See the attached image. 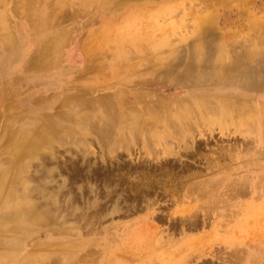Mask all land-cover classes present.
<instances>
[{
  "label": "rangeland",
  "instance_id": "obj_1",
  "mask_svg": "<svg viewBox=\"0 0 264 264\" xmlns=\"http://www.w3.org/2000/svg\"><path fill=\"white\" fill-rule=\"evenodd\" d=\"M197 83L251 96L188 118L191 133L141 122L105 145L72 126L61 144L10 150L65 97L176 108ZM11 189L29 196L22 224L2 217ZM72 250L71 264H264V0H0V261Z\"/></svg>",
  "mask_w": 264,
  "mask_h": 264
},
{
  "label": "bare ground",
  "instance_id": "obj_2",
  "mask_svg": "<svg viewBox=\"0 0 264 264\" xmlns=\"http://www.w3.org/2000/svg\"><path fill=\"white\" fill-rule=\"evenodd\" d=\"M49 64H50L49 61H43L39 63V66L45 67ZM201 85L202 84L197 83L196 92L186 96L185 98L179 99V101H176L175 103L176 108H172L173 105L165 97H159L154 99L147 98L146 100L141 101V103L139 102L142 105V108L136 107L135 104H137V99H135L136 101L133 100L134 101L133 104H130L126 99L122 100L119 99L118 97H113L114 95H112V93L95 99L87 96L86 93H78L77 95L75 94L65 97L59 103V108L57 111L53 113L50 112L46 114L45 113L37 114L39 115L38 118L40 120H44L46 122V125L40 126V128L32 130L31 132L20 131L17 133L16 132L17 130H14L15 132L12 131L14 132V135H12L13 136L11 140L12 148H10V150H12V153L16 155L19 154V151L21 149L23 150L21 153L22 156L23 153L25 155H29V154H33L36 151L39 152V150L45 148L50 142H58L61 144L64 142L65 136H67V134H70L69 131H71L72 126L79 127L81 128V130L84 129V132L82 133L83 136H86V134L96 135L99 138L100 142L105 145H107L110 142L111 136L113 135L116 136V134H120L122 140L123 138H128L131 136H133L134 138V135L138 130L137 125L138 124L140 125L141 122L142 125L144 126L150 123L152 126L154 125L156 127H161L164 130H166V132L169 129L167 127L174 125L173 127L175 129H177V127H180L183 128L185 132L189 131L191 133L194 127L189 123L185 122L188 121L187 120L188 118H191L190 120L196 121L200 117L203 118L204 115L205 117H207V111L213 113L217 111V108L218 110H221L222 113L233 111L232 109H234L237 103H239L240 101L239 99H242V97L249 99L251 96L248 93H247L248 95L240 96L235 92H226L220 88L216 89V91L213 88L215 93L200 91L202 88ZM247 85L253 86L254 83H252V81H248ZM155 104H157L159 108L156 109L154 107ZM81 109H85L87 111L90 110L89 111L90 114L86 115L82 121L75 118V116H78V113ZM73 122L76 125H74ZM144 126L143 128L146 129L147 127ZM71 135L72 134H70V136H67V138L71 137ZM78 141H81V139ZM24 168L28 169L29 167L26 166ZM20 179H22L21 180L22 182H26L25 176H22ZM27 186L29 187L30 184ZM28 187H26L27 190H29ZM6 196L7 197L4 199V202H2L3 203L2 208L5 209L2 217L9 221H15L18 224L24 223L26 219L25 217L26 213L21 211L20 208L21 206L23 207L24 205H26L27 200L25 199H27L29 196L26 198L24 194L21 195L17 193V191L14 189L9 190V194L7 193ZM189 218L195 219L196 216L191 215L189 216ZM33 220L38 221V219L36 218H34ZM24 231L34 233L37 230L25 229ZM40 244L41 243H39V245ZM55 245L56 244H54V246ZM57 245L60 244L58 243ZM12 246L17 250L21 249L22 247L21 240L12 242ZM35 247L37 248V246ZM57 248L58 247H56V249ZM42 249H40V251ZM58 250H63V249L58 248ZM69 250L71 251V249ZM76 255L77 254L73 253V250L72 252H67L65 254V257L63 256L64 257V261H62L63 264H71L74 261L73 258ZM16 257L17 255L14 252L12 253L11 257L5 255L3 258L8 261H11L13 260V258L15 259ZM21 260L23 261V264H37V263H32V261H30L28 258ZM0 264H3V262L0 261Z\"/></svg>",
  "mask_w": 264,
  "mask_h": 264
}]
</instances>
